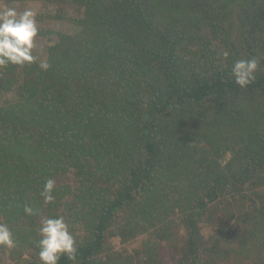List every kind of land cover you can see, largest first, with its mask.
<instances>
[{
    "label": "trees",
    "instance_id": "obj_1",
    "mask_svg": "<svg viewBox=\"0 0 264 264\" xmlns=\"http://www.w3.org/2000/svg\"><path fill=\"white\" fill-rule=\"evenodd\" d=\"M4 2L77 13L39 31L58 35L44 59L0 69V264H42L57 216L76 264H264V0Z\"/></svg>",
    "mask_w": 264,
    "mask_h": 264
},
{
    "label": "clouds",
    "instance_id": "obj_2",
    "mask_svg": "<svg viewBox=\"0 0 264 264\" xmlns=\"http://www.w3.org/2000/svg\"><path fill=\"white\" fill-rule=\"evenodd\" d=\"M36 16L37 12L31 7L18 11L14 6L0 0V69L9 65L23 67L36 62V57L33 55L35 40L39 34ZM224 56L227 57L228 53L225 52ZM39 67L46 70L49 64L46 60H42ZM257 68L258 61L255 58L237 60L232 66L231 75L235 83L244 88L255 79L254 73ZM54 191L55 181L49 178L41 191L45 203H54ZM24 212L31 216L35 215L37 210L26 205ZM40 236L39 258L42 264H58L61 256H66L76 264L75 238L63 216L43 219ZM0 246L7 248L15 246L10 230L3 223H0Z\"/></svg>",
    "mask_w": 264,
    "mask_h": 264
},
{
    "label": "rangeland",
    "instance_id": "obj_3",
    "mask_svg": "<svg viewBox=\"0 0 264 264\" xmlns=\"http://www.w3.org/2000/svg\"><path fill=\"white\" fill-rule=\"evenodd\" d=\"M33 4H28L25 3V5H19L18 8H16L18 11H22L26 7H31L33 8L37 13H42L45 16L46 15H51L46 16L45 18H42V20H37V24L39 27V31H45L46 28H51L56 31H63V32H68L69 30H72V24L64 19H58L52 17L53 15H62V16H73L75 13H77V10H72L70 8H64L63 6H56L52 2H44V5L41 6H32ZM58 35H47V36H37L35 40L36 47L33 50L34 55L39 59H44L45 57V47L47 44L53 42ZM132 247V246H131Z\"/></svg>",
    "mask_w": 264,
    "mask_h": 264
}]
</instances>
